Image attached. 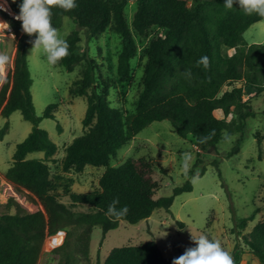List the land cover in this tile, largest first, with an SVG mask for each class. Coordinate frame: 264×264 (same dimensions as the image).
Returning <instances> with one entry per match:
<instances>
[{
	"label": "trees",
	"instance_id": "1",
	"mask_svg": "<svg viewBox=\"0 0 264 264\" xmlns=\"http://www.w3.org/2000/svg\"><path fill=\"white\" fill-rule=\"evenodd\" d=\"M6 1L15 16L4 14L18 40L14 63L0 83V116L9 117L20 110L33 127L18 143L5 176L18 189L37 196L42 206L28 211L14 198L9 200L8 204L16 206L17 211L0 215V264H38L48 236L68 226L72 227L69 236L57 249H63L73 237L78 253L89 260L95 226H100L105 236L121 220L137 223L159 208L170 210L177 195L193 189L189 180L175 187L171 195L157 197L160 182L155 174L167 171L158 160L132 156L114 166L113 157L144 128L163 119L172 122L179 136H192L201 149L216 148L226 132L243 131L255 114L250 98H244V87L236 83L243 81L252 90L251 96L264 93V43L249 44L244 36L253 23L264 17L246 15L238 4L229 10L224 7L225 0H136L133 27L126 16L130 0H76L77 7L70 11L52 8L51 23L56 30L63 26L65 17L76 23L65 39L68 54L54 65L68 71L81 65V75L70 86V93L87 99L85 130L67 145L63 171L81 173L87 165L106 167L97 188L85 193L72 192L73 178L52 172L49 161L58 147L48 131L39 126L42 117L37 115L33 101L28 48L36 36L25 34L16 19L22 0ZM154 26L162 31L146 48L143 88L136 111L127 114L111 105L109 85L105 82L102 87L97 81L96 60L88 50L80 51L81 30L88 40L108 28L121 35L118 74L125 80L131 75L132 60L139 52L135 32L147 36ZM203 56L210 59L207 69L196 65ZM186 70L191 72L190 79L184 75ZM225 86L231 88L224 89ZM57 109L58 103H51L44 117L54 118ZM217 110L222 111L223 117L216 115ZM8 128L9 122L2 128L1 136ZM213 130L215 135L202 143V138ZM255 136L259 144L264 142V132H256ZM241 141L240 138L236 141L229 155L240 150ZM37 151L44 156L28 158L29 153ZM61 187L70 197L71 205L61 201ZM115 198L119 199L118 208L127 206L129 211L113 222L106 213ZM77 205H88L90 209L76 211L73 207ZM257 213L258 210L241 218L238 225L247 227ZM244 241L264 264V218L244 235ZM243 254L244 249L237 243L234 264L241 263ZM174 258L163 256L157 243L148 241L115 247L99 264H172ZM71 261V254L66 251L65 261L58 264Z\"/></svg>",
	"mask_w": 264,
	"mask_h": 264
},
{
	"label": "rangeland",
	"instance_id": "2",
	"mask_svg": "<svg viewBox=\"0 0 264 264\" xmlns=\"http://www.w3.org/2000/svg\"><path fill=\"white\" fill-rule=\"evenodd\" d=\"M137 5L136 0H130L126 7V16L131 26ZM7 10L8 5L0 4V54L9 57L0 83L8 67L14 63L18 40L16 35L15 38L12 37L14 32L4 13L15 15ZM75 27L74 20L65 17L63 26L57 30L58 36L65 40ZM161 31L154 26L147 36H140L135 32L139 52L132 60L130 77L124 80L118 74V58L123 46L121 35L108 28L98 37L88 40L84 30H81L80 51L88 50L96 60L98 83L102 87L105 82L109 85L108 98L111 105L127 114L136 111L137 99L143 88L146 48ZM244 36L249 44L264 43V19L253 23L244 32ZM32 48L33 44H30L28 63L34 81L31 91L36 113L42 117L39 126L48 131L58 147L57 153L49 161L52 172L73 178L72 192H88L99 186V180L106 167L87 165L81 173H65L62 168L67 145L85 130L83 119L87 110V99L70 93V86L81 75V65H77L74 71H68L61 66L50 64L42 49L33 51ZM236 84L244 87V98H250L255 114L248 119L243 131L225 133L224 137L227 135L232 138L230 143H225L223 138L216 148L201 149L192 141V136H179L172 122L163 119L144 128L130 144L123 146L111 161V165L117 166L132 156L155 158L167 169L166 173L155 174V178L160 182L157 197L168 196L173 193L175 187L188 180L183 174L181 157L184 152H189L192 155V170L189 175L194 174L196 169L200 171V179L195 185L192 184L191 191L177 195L170 210L159 208L151 216L137 223L121 220L119 225L109 230L105 236L102 228L95 226L91 236L89 260L78 253L77 242L71 237L70 243L63 249L45 244L38 264L64 262L66 251L72 256L71 264H99L105 261L115 247L148 241L157 243L163 256L178 257L187 248L195 246L191 239V230L196 235L203 234L209 239L219 240L232 258L234 248L239 243L244 249L240 264H262L244 241V235L264 218V142L259 144L255 136L256 132H264V93L251 96L252 90L243 81ZM54 102L58 103L55 117H44L46 107ZM216 115L223 117L220 110L216 111ZM7 122L9 128L4 136H1V130ZM32 127L33 124L24 119L20 110L14 111L9 117L0 116V215L17 211L16 206L8 204L11 198L28 211H36L42 206L37 196L27 190L18 189L5 176L13 163L18 143L29 135ZM239 138L242 139L240 150L229 155ZM43 156V152L37 151L29 153L28 158ZM59 194L62 202L71 205L64 187L59 189ZM73 209L88 211L90 208L88 205H77ZM257 210L255 219L249 221L247 227L241 228L238 225L241 218ZM71 228L64 227L67 237Z\"/></svg>",
	"mask_w": 264,
	"mask_h": 264
},
{
	"label": "clouds",
	"instance_id": "3",
	"mask_svg": "<svg viewBox=\"0 0 264 264\" xmlns=\"http://www.w3.org/2000/svg\"><path fill=\"white\" fill-rule=\"evenodd\" d=\"M15 2V0H13ZM235 4L243 10L246 15L257 14L264 17V0H225L224 7L231 10ZM61 8L70 11L77 7L76 0H22L19 4L20 11L16 19L21 22L22 31L29 36H36L32 41L33 48L42 49L50 64H56L68 54V44L58 36L57 30L51 23V9ZM9 27V26H8ZM15 38V34H12ZM9 57L0 54V78L3 77L4 66ZM197 67L203 66L205 69L210 66L208 56H203L196 62ZM186 78H191L190 70L184 72ZM215 135V130L203 137L201 142H207ZM230 136L224 137L225 143L231 142ZM167 166V165H165ZM181 167L183 174L190 183L195 185L200 179V171L189 175L192 170V155L184 152L181 157ZM119 199L115 198L108 206L106 215L113 220H119L128 213V207L118 208ZM191 239L195 243L194 247H189L185 252L174 258L172 264H234L233 258L216 239H209L206 235H196L191 230Z\"/></svg>",
	"mask_w": 264,
	"mask_h": 264
},
{
	"label": "built area",
	"instance_id": "4",
	"mask_svg": "<svg viewBox=\"0 0 264 264\" xmlns=\"http://www.w3.org/2000/svg\"><path fill=\"white\" fill-rule=\"evenodd\" d=\"M67 237V231L63 228L57 230L55 233H52L48 236L46 240V245H51L53 247L60 246L65 242V239Z\"/></svg>",
	"mask_w": 264,
	"mask_h": 264
},
{
	"label": "bare ground",
	"instance_id": "5",
	"mask_svg": "<svg viewBox=\"0 0 264 264\" xmlns=\"http://www.w3.org/2000/svg\"><path fill=\"white\" fill-rule=\"evenodd\" d=\"M3 4L5 3L6 5H8V8H9V10H7V11H9V12H11L12 14H13V11L11 10V8H10V6H9V4H8V2L6 1V0H0ZM0 2V4H2ZM5 9V8H4ZM6 10V9H5Z\"/></svg>",
	"mask_w": 264,
	"mask_h": 264
}]
</instances>
